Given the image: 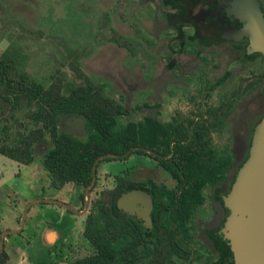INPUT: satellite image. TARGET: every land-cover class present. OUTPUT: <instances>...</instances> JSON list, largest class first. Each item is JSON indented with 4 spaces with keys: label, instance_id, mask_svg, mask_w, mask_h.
I'll list each match as a JSON object with an SVG mask.
<instances>
[{
    "label": "flooded vegetation",
    "instance_id": "af4514ba",
    "mask_svg": "<svg viewBox=\"0 0 264 264\" xmlns=\"http://www.w3.org/2000/svg\"><path fill=\"white\" fill-rule=\"evenodd\" d=\"M138 1L143 4L139 9L152 11L154 18L159 12L165 15L167 0ZM189 1L185 8L190 9V17L202 16L207 22L198 19V27L179 28L176 41L180 45L191 44L188 40H194L204 26L211 34L248 32L246 19L258 22L264 36V0H214L217 4L209 9L201 7L203 0ZM174 2L181 5L184 0ZM250 39L248 50L253 51ZM200 57L198 64L207 65ZM256 59L250 63V71L263 69L261 59ZM205 73L208 76L206 69ZM187 76L188 89L148 93L139 106L137 117L145 129L143 145L138 146V153L122 159L134 156L132 168L99 175L98 166L96 183L88 192L92 182L87 187L61 185L48 176L52 193L42 199L62 204L37 203L43 212L41 216L37 210L32 216L28 242L36 257L27 253L28 260L34 264H238L237 248L223 234L231 217L227 198L252 160L255 145L250 158L244 160L243 156L263 120L252 114L259 110L258 102L250 103V108L237 114L247 120L249 128L239 131L231 113L237 109L240 90L229 104L212 105L211 91H191L190 74ZM246 93L264 99L263 87ZM150 97H154V105L148 104ZM174 98L184 104L169 105ZM133 116L131 111L127 117ZM228 119L231 134L227 136ZM203 166L205 183L199 181L195 186L192 173L197 172L198 177ZM131 194L135 199L122 204L121 198ZM17 248L10 246L13 255Z\"/></svg>",
    "mask_w": 264,
    "mask_h": 264
},
{
    "label": "rangeland",
    "instance_id": "374dc122",
    "mask_svg": "<svg viewBox=\"0 0 264 264\" xmlns=\"http://www.w3.org/2000/svg\"><path fill=\"white\" fill-rule=\"evenodd\" d=\"M165 3V15L159 12L154 18L152 11L139 9L143 4L138 0H0V56L11 47L20 49L26 57L28 73L47 85L58 72L73 80L75 75L71 65L81 58L80 63L85 72L95 77L111 97L134 112L135 117L122 118V124L138 120L139 106L144 103L148 93L183 88L185 83L188 84L189 74L191 91H211L209 100L212 105L224 101L228 103L234 93L239 91L243 79L251 78L252 64L235 62L249 49L250 35L245 31L211 34L212 31L208 32L205 26L203 31L198 29L195 39L188 40L192 42L187 45L199 47L204 50L203 54L200 57L190 55V52H173L175 63L181 66V70L175 73L163 57H172V42L177 31L181 27H198V19L204 20V23L206 20L197 15H194L195 18L190 17V9L185 8V5H190L189 0H184L181 5H176L174 0ZM215 4L214 0H203L201 7L209 9ZM147 17L149 20H146ZM113 29L126 36H134L135 30H141L142 36L148 38L147 41L153 44V40H156V44L150 47L134 42L135 53L133 50H124L107 42ZM221 46L226 48H219ZM199 57L205 58L207 65L201 67L198 64ZM204 69L208 76L207 73L204 75ZM226 71L232 73L228 81L223 86L213 88V83ZM203 78L209 79L208 82H204ZM177 100L174 98L168 104H184ZM238 100L237 109L231 114L235 117L239 131L248 130L249 125L245 118L239 119L237 114L250 108L252 103L254 105L258 102L259 108L252 114L257 113L259 121L264 119L263 97L244 93ZM147 102L154 105V97L147 99ZM229 121L227 136L231 134ZM61 129L82 139L88 135L85 122L78 117L63 118ZM257 137L253 135L249 152L243 156L244 160L252 156L253 145L256 149ZM51 145L50 142L38 144L39 161L29 166L20 165L0 155V236L20 227L17 218L22 217L29 203L51 196L48 174L40 164ZM134 164V156L126 161H104L99 165L98 172L100 175L104 171L127 170ZM42 209L39 204L32 206L23 231L10 234L8 240L5 238L11 257L9 264H34L27 259V253L36 257L31 244H28L32 234L31 220L37 210L42 216ZM11 245L18 246L16 255L11 253ZM39 262L43 263L44 260L39 259Z\"/></svg>",
    "mask_w": 264,
    "mask_h": 264
},
{
    "label": "trees",
    "instance_id": "16d2710c",
    "mask_svg": "<svg viewBox=\"0 0 264 264\" xmlns=\"http://www.w3.org/2000/svg\"><path fill=\"white\" fill-rule=\"evenodd\" d=\"M146 39L141 30H135L134 36H126L113 29L107 42L135 53L134 42L150 47L156 44V40L151 44ZM175 39L177 36L172 42V57L167 55L163 59L176 73L181 66L175 63L173 52L200 56L204 50L193 45L189 49L187 43L180 45ZM257 57L264 64L262 55L255 54L254 50H248L238 60L242 64H250L257 61ZM80 59L71 65L75 75L73 80L58 72L47 85L28 73L26 57L20 49L11 47L0 56V155L29 166L39 161L37 145L50 142L51 148L40 161L48 176L61 185L74 183L87 187L93 179L95 161L107 154L125 155L132 148L143 145L145 129L139 120L121 123L131 110L111 97L95 77L87 74ZM262 67L261 71L254 67L251 78L243 79L237 96L256 87L264 88V65ZM231 75L226 71L213 83V88L223 86ZM183 88L188 89L187 83ZM66 117L81 118L88 131L87 137L82 139L62 130L61 122ZM119 159L123 158H108L101 162ZM199 160L203 162V159ZM202 168L198 177L195 176L197 172L192 173L191 181L195 186L199 181L205 183L207 174L205 167ZM200 176L202 180H199ZM21 218H18V225ZM10 258L5 243L0 253V264H8Z\"/></svg>",
    "mask_w": 264,
    "mask_h": 264
},
{
    "label": "water",
    "instance_id": "95a60500",
    "mask_svg": "<svg viewBox=\"0 0 264 264\" xmlns=\"http://www.w3.org/2000/svg\"><path fill=\"white\" fill-rule=\"evenodd\" d=\"M248 21V35L252 38L254 52L264 56V36L258 22ZM134 147L125 155L107 154L99 157L93 166V181L87 192L92 188L97 179L96 171L99 163L108 158H125L133 151ZM140 195H138L139 197ZM134 196L127 195L121 198V203L132 202ZM231 217L223 234L237 250L235 251L238 264H264V119L257 137L255 153L251 162L239 174L233 192L227 198ZM41 202L58 201L37 199L29 203L22 215L20 227L16 230L6 231L0 236V253L5 246V238L10 234H19L23 231L31 207Z\"/></svg>",
    "mask_w": 264,
    "mask_h": 264
},
{
    "label": "crops",
    "instance_id": "0c3cea01",
    "mask_svg": "<svg viewBox=\"0 0 264 264\" xmlns=\"http://www.w3.org/2000/svg\"><path fill=\"white\" fill-rule=\"evenodd\" d=\"M17 219H18V218H17ZM7 240H8V239H7ZM7 240H6V241H7ZM6 244H7V243H6ZM8 253H9V251H8ZM9 255H10V253H9ZM21 263H23V262H21ZM8 264H9V263H8Z\"/></svg>",
    "mask_w": 264,
    "mask_h": 264
}]
</instances>
